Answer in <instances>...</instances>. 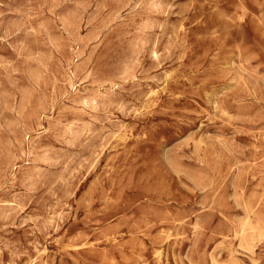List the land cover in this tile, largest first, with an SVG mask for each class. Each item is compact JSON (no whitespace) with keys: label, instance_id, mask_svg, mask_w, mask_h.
<instances>
[{"label":"rangeland","instance_id":"1","mask_svg":"<svg viewBox=\"0 0 264 264\" xmlns=\"http://www.w3.org/2000/svg\"><path fill=\"white\" fill-rule=\"evenodd\" d=\"M0 264H264V0H0Z\"/></svg>","mask_w":264,"mask_h":264}]
</instances>
